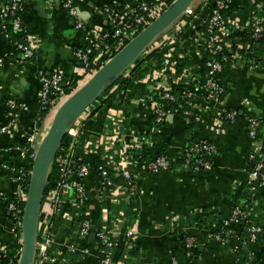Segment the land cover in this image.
I'll list each match as a JSON object with an SVG mask.
<instances>
[{
    "label": "crops",
    "instance_id": "obj_1",
    "mask_svg": "<svg viewBox=\"0 0 264 264\" xmlns=\"http://www.w3.org/2000/svg\"><path fill=\"white\" fill-rule=\"evenodd\" d=\"M21 1L20 19L36 42L37 54L16 63L17 45L0 31V56L5 58L0 67V256L7 248L17 253L22 249V230L13 231L7 205L1 202L3 195L13 194L18 186L2 165L22 164L26 133L32 130L41 111L39 75L60 70L66 83L79 88L87 76L74 50L91 46L86 32L76 28L74 18L60 0ZM239 1L240 9L233 15L238 41L243 39L251 14L257 9L264 13V0ZM75 3L79 18L85 27L92 29L105 25V4L129 7L126 0H75ZM3 8L0 1V15ZM193 13L197 22L207 16L208 7L195 0ZM168 32L171 35L172 31ZM193 32V28H187L173 34L163 43L157 58L145 59L134 73L125 75L124 79L129 78L126 84L114 83L87 113L86 147L106 162L114 176V186L110 188L104 186L97 169H92L86 179L92 225L106 229L115 240L112 264H172L171 257L178 264H264V184L254 191L249 190L248 184L251 170L248 154L264 149V53L256 69L237 59L226 63L217 74L225 91L221 106L239 110V117L218 119L210 108L195 123H189L182 114L175 115L158 132L170 140L166 152L172 159L180 158L185 146L194 139L213 141L218 150L212 157V170L194 172L178 167L158 174H143L126 155L129 143L151 129L153 99L166 89L176 91L190 86L192 77L204 73L205 55L192 44ZM109 42L100 45L111 47ZM94 51L99 56L101 49ZM9 101L18 104L17 118H13ZM248 115L261 120L256 139L249 136ZM52 119L50 115L45 130ZM3 126L9 128L2 131ZM39 137H43V132ZM124 167L135 177L134 189H130L129 180L122 174ZM236 205L250 207L251 223L262 228L256 242L249 240L246 226L241 222L229 226L232 236L225 242L211 236V225L223 223ZM172 215L181 217L184 226L167 229ZM79 218L78 205L70 196L64 198L57 214L50 215V199L45 195L38 234L47 222H52V247L61 262L101 264L96 236L94 240L90 235L82 239L77 232ZM129 230L133 231L131 237ZM189 237L196 239L191 260L192 255L188 257L185 247ZM173 247L178 248V253H174Z\"/></svg>",
    "mask_w": 264,
    "mask_h": 264
},
{
    "label": "built area",
    "instance_id": "obj_2",
    "mask_svg": "<svg viewBox=\"0 0 264 264\" xmlns=\"http://www.w3.org/2000/svg\"><path fill=\"white\" fill-rule=\"evenodd\" d=\"M4 3L3 11L0 15V31L7 37H10L11 31L21 34L20 38H12L17 45L18 55L15 57V62L23 63L25 60L32 59L37 54L36 42L30 37L26 31L19 15L21 9V0H0ZM208 0H201V4L207 5ZM232 0H218L217 7L203 19L199 18L196 22L194 19L193 5L167 29L150 47L149 50L160 48L167 39H171L173 34H177L182 29L193 28L194 32V47L205 55V70L202 76H194L191 78V85L180 89L181 97L187 99V108L179 101V96L174 90L166 89L162 91L154 100V121L149 132L143 134L138 139L129 143L126 148V155L129 162L136 164L143 174H158L167 170H174L178 167H185L194 172H206L213 168V162L202 158V155L207 154L213 157L217 153V145L210 140L203 139L197 141L187 149L183 150V155L180 158L172 159L168 154L158 156L151 161H145L139 165V159L144 149L153 145V135L161 131V127L169 122L171 117L185 114L189 121L190 117L199 120L202 115H206L207 109L214 112L218 119L234 120L237 116V110L229 109L221 106L224 97V88L217 80V74L220 73L226 63L235 62L240 59L252 69L260 66L263 58L257 61L255 57H247L249 48L256 43V39H264V13L260 9L253 12L250 16L249 25L244 33L243 39L236 40L234 35V16L225 19L222 10ZM173 2V0H126L129 7L105 4L103 6L104 14L106 15L105 25L100 28H87L83 21L79 18V10L75 0H60L61 6L74 18L77 29H83L86 32V37L90 40L91 46L76 47L74 54L79 59L84 75L87 80L101 67L106 61L112 58L129 40L137 33L147 27L153 20L159 17L164 10ZM190 19V20H188ZM199 23V24H198ZM169 30L172 31L171 35ZM250 32V35H247ZM99 40H102L100 42ZM105 41H111L108 45L101 47ZM97 48L101 49L99 56L91 57V53ZM237 48V49H236ZM229 49L230 55L221 56L217 53ZM239 50H244L243 54ZM5 63V58L0 56V67ZM175 65V63H173ZM134 67V66H133ZM132 69V68H131ZM131 69L125 72L129 75ZM162 72H167L166 70ZM165 76V74H164ZM41 82L40 87V106L41 110H48L49 115L57 109L78 87L65 82L63 72L54 70L51 73L41 72L39 75ZM108 89L105 93H107ZM98 101V100H97ZM177 103L167 107L165 102ZM10 109L13 111V118H17L18 104L16 101L8 102ZM95 104V103H94ZM93 104V105H94ZM203 104V107H202ZM92 105V106H93ZM91 106V107H92ZM89 107L83 112L79 118L68 128L66 136L69 138V144L58 150L49 171L50 176L56 183L46 195L50 199V215L57 214L61 210L62 203L66 196H70L78 205L79 225L77 232L82 239H87L90 235L92 221L89 217L88 207V189L86 187V179L91 173L92 167L84 162V153H91L86 147L84 140L85 135V120ZM47 117V119H48ZM43 126H40V115L31 131H28L25 136V143L22 148V164L19 166L9 165L4 163L3 168L8 171L14 180L17 182L18 190L13 194L3 195L1 202L7 205V211L12 221L13 231L20 228L22 230L23 213L25 202L28 194V171L24 165L27 158L35 157L37 148L46 132V121ZM247 123L249 127V136L252 139L258 137V130L261 126V120L258 116L248 115ZM9 126L1 127L2 131H6ZM45 130V131H44ZM43 132V137L39 135ZM200 155L193 159L194 155ZM250 165L249 172V190L254 191L257 186L264 184V149L261 151H251L248 154ZM175 168L173 169L172 167ZM102 177L104 186L110 188L114 186V176L110 169L100 166L97 169ZM31 173V172H29ZM122 174L129 180L130 189L135 187V177L126 167L122 168ZM49 180V179H48ZM249 208L244 209L241 205H236L228 218L223 219L224 232L211 236L220 242H225L232 236V232L228 230L229 226L234 223H243L246 226L248 238L251 242H256L262 228L251 223L249 218ZM52 222H47L44 229L38 234L36 254L34 264H64L61 262L54 252V236L50 229ZM177 226H184V221L181 217L172 215L167 222V229L173 230ZM96 228V227H95ZM227 228V230H226ZM128 235L133 236V231L129 230ZM96 238L100 247V263L112 264V249L115 246L113 236L104 228H96ZM196 239L189 237L186 241V249L188 257L193 254ZM53 249H52V248ZM86 251V249H84ZM3 256H0V264L6 257L9 258L7 264H18L21 250L16 251L7 248ZM16 252V253H15ZM172 264H178L175 257H171ZM67 264V263H66ZM69 264V263H68Z\"/></svg>",
    "mask_w": 264,
    "mask_h": 264
},
{
    "label": "water",
    "instance_id": "obj_3",
    "mask_svg": "<svg viewBox=\"0 0 264 264\" xmlns=\"http://www.w3.org/2000/svg\"><path fill=\"white\" fill-rule=\"evenodd\" d=\"M195 0H173L164 12L129 40L112 58L56 110L51 125L37 148L31 171L22 222V249L18 264H34L42 209L51 164L68 128L113 85L133 68L154 42L194 4ZM172 118V117H171ZM90 239L94 240L95 226Z\"/></svg>",
    "mask_w": 264,
    "mask_h": 264
},
{
    "label": "trees",
    "instance_id": "obj_4",
    "mask_svg": "<svg viewBox=\"0 0 264 264\" xmlns=\"http://www.w3.org/2000/svg\"><path fill=\"white\" fill-rule=\"evenodd\" d=\"M217 1L218 0H208L207 1V7H208V12L211 14L213 12V10L217 7ZM200 8V7H199ZM240 9V1L239 0H232L230 3H228V5L222 10V14L224 16L225 19H228L229 17L233 16L238 10ZM190 20V19H188ZM247 35H250V32H247ZM21 37V34L17 33V32H14V31H11V34H10V37L9 39H12V38H20ZM237 49V48H236ZM159 52H160V48H156V49H153V50H149L146 54H144L139 60L138 62L135 64V66L131 69V74L134 73L139 67L140 65L142 64V62L145 60V59H148L150 57H153L154 59L157 58V56H159ZM240 53L243 54L244 50H239ZM249 53H247V57H255L257 59V61H260L261 60V54L264 52V39L261 38V39H256V43L251 46L249 48ZM231 54V51H229V49H224L223 51L217 53L216 55L220 58L221 56H225V55H230ZM95 56V51H93L91 53V57L93 58ZM179 65H181L182 63L178 62ZM180 68V67H179ZM129 80V78H125L124 79V75L121 76L119 79H117L114 83L116 82H123V84L127 83ZM113 83V84H114ZM112 86V85H111ZM173 93H175L176 95L179 96V101L184 105V108H187V99L181 97L182 95V91L180 90H176L174 91ZM166 106L167 107H170L171 105H175L177 106L178 104L177 103H169L168 101L165 102ZM181 114L183 116H185L184 113H182L181 111ZM49 115V111L48 110H41L40 111V117H41V120H40V126H43L44 123H45V120L47 119ZM239 110L237 111V117H239ZM197 121V119H195L194 117H190L189 119V123H195ZM161 133V132H159ZM159 133L157 134H154L153 135V139L155 140V143L152 147H147L146 149H144L141 153V157L139 159V165H142L145 161H151L155 158H157L158 156H161V155H164V154H167L166 152V147L167 145L170 143V140H168V137L165 136V134H161V135H158ZM159 136V137H158ZM203 140V138H197V139H194L192 140L191 142H189V144H187L185 146L184 149H187L188 147H190L191 145H193L194 143H196L197 141H201ZM209 140V139H207ZM211 141V140H210ZM69 144V138L66 136L64 137L60 147H59V150H61L62 148L66 147L67 145ZM197 157H200V155H194L193 156V159H196ZM202 158L204 159H208L210 161H212V156L210 155H207V154H204L202 155ZM33 160L34 158L33 157H30V158H27L25 161H24V165L28 171V183L30 181V176H31V172L32 171V168H33ZM182 159L180 158L179 162H181ZM84 162L90 164V166L92 167V169H99L100 166H104L106 167V162L97 154L95 153H84ZM173 169L175 168L172 167ZM55 182L53 181V177L50 176L49 180H48V183H47V187H46V194L49 192V190L55 186ZM244 209H247L248 206H244L243 207ZM180 228V227H179ZM177 228V229H179ZM211 233L213 236L217 235V234H223L224 232V225L223 223H219L217 225H211ZM95 233H96V228L94 229ZM92 232V229L90 228V233ZM245 234H247L245 232ZM184 236V235H183ZM97 239V238H96ZM98 241V240H97ZM174 249V253H178V248L176 247H173ZM199 252V251H198ZM177 255V254H176ZM198 255V254H197ZM193 254L192 256L190 257V260L191 258H193ZM9 261V258L6 257L5 259L2 260V264H7V262Z\"/></svg>",
    "mask_w": 264,
    "mask_h": 264
},
{
    "label": "bare ground",
    "instance_id": "obj_5",
    "mask_svg": "<svg viewBox=\"0 0 264 264\" xmlns=\"http://www.w3.org/2000/svg\"><path fill=\"white\" fill-rule=\"evenodd\" d=\"M56 110H57V109H55V110L51 113V114H52V116H51L52 118L54 117V114H55ZM52 120H53V119H52ZM50 124H51V123H50Z\"/></svg>",
    "mask_w": 264,
    "mask_h": 264
},
{
    "label": "rangeland",
    "instance_id": "obj_6",
    "mask_svg": "<svg viewBox=\"0 0 264 264\" xmlns=\"http://www.w3.org/2000/svg\"><path fill=\"white\" fill-rule=\"evenodd\" d=\"M51 116H52V114H51ZM47 126V125H46Z\"/></svg>",
    "mask_w": 264,
    "mask_h": 264
}]
</instances>
